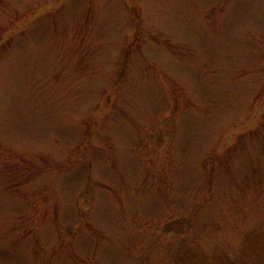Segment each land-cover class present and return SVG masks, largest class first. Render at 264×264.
Returning <instances> with one entry per match:
<instances>
[{
	"label": "rangeland",
	"instance_id": "1",
	"mask_svg": "<svg viewBox=\"0 0 264 264\" xmlns=\"http://www.w3.org/2000/svg\"><path fill=\"white\" fill-rule=\"evenodd\" d=\"M0 264H264V0H0Z\"/></svg>",
	"mask_w": 264,
	"mask_h": 264
}]
</instances>
